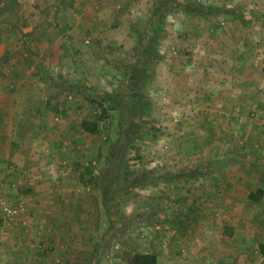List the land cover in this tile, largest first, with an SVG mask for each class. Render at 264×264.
Wrapping results in <instances>:
<instances>
[{
  "label": "crops",
  "instance_id": "crops-1",
  "mask_svg": "<svg viewBox=\"0 0 264 264\" xmlns=\"http://www.w3.org/2000/svg\"><path fill=\"white\" fill-rule=\"evenodd\" d=\"M212 1L223 4L226 0ZM18 3L24 13L19 38L24 36L26 50L30 48L33 52L29 67L18 79L20 82L28 79V83L35 85L26 84L9 93L6 86L11 80L0 83V179L14 170L9 177H15L12 179L20 191L24 190L27 205L21 219L28 226L23 228L18 222L8 235H0V264H124L122 253L117 256L118 244L102 233V221L95 215L82 213L84 203L79 200L78 189L58 171L63 160L66 165L74 160L73 154L61 152L66 140L73 139L72 119L66 118L68 122L64 119L66 122L52 127L50 116L61 106H51L44 100L49 98L56 104L59 101L55 97L66 91L73 96L68 97L73 102L66 103L71 107L68 109L80 112L81 107L72 104L82 106L79 95L83 93V85L91 90L96 86L100 92L101 80L104 82L108 74V71L100 74V68L95 65V49L132 47L130 18L143 15L149 2L18 0ZM215 11L219 12L216 8ZM222 13L228 15L231 10ZM257 15L263 23L257 28L264 32V8ZM244 29H247L245 25H230L225 29L229 34L193 41L188 71L182 66L177 70L174 67L173 73L163 72L165 75L157 79L162 94H169L165 95V102L171 99L170 106H163L160 98V114L163 117L172 112L178 118L174 122L182 130L176 132L177 137L189 132L186 138H175L177 154L188 156L193 163L201 161L186 172L189 177L182 178L187 174L177 171V175H168L164 187H160L164 191H171L166 186L175 189V200L167 205L170 208L181 205V211L187 205V214L177 210L167 221H155L154 226L146 221L142 227H136L137 231L141 228L147 231L151 226L156 230L163 227V232L168 230L163 240L146 238L147 245L140 251L155 254L159 264H162L161 253H169V249L170 255L165 259L168 264H264V62L260 68L255 65V69L248 70L246 65L250 60L242 51L245 43L251 50L250 58L259 47L264 48V43L260 39L245 41L241 34ZM195 31H199L198 26ZM214 45L223 46L231 58L210 57L207 52H212ZM216 65L219 71L213 72ZM106 86L103 83L107 91ZM43 87L47 95L40 91ZM255 108L258 115L261 112L258 122L248 116ZM250 121L254 123L248 126ZM218 127L242 129L238 132L243 140L235 135L247 150L228 144L229 140L235 141L231 130L232 140L225 138L220 143L225 146L223 156H216L219 144L210 135ZM246 127H250L249 131ZM47 148H59L60 152L49 157L44 154ZM202 149L206 152H201ZM218 159H223L220 167L214 165ZM235 162L238 167L229 166ZM187 181L189 187L180 189ZM201 192L205 195L193 196ZM40 218L46 219L43 227ZM149 238L153 241L148 242ZM108 241L110 248L106 245Z\"/></svg>",
  "mask_w": 264,
  "mask_h": 264
},
{
  "label": "rangeland",
  "instance_id": "rangeland-1",
  "mask_svg": "<svg viewBox=\"0 0 264 264\" xmlns=\"http://www.w3.org/2000/svg\"><path fill=\"white\" fill-rule=\"evenodd\" d=\"M147 1L149 5L148 8H144V14L135 16L133 19L130 18L133 24L130 30L131 33H129L133 35L134 39L132 47L120 45L121 47L116 48L95 49L97 62L95 65L100 68V74H104L106 71H108V74L105 75L106 80L104 82L101 80L100 92L96 90V86L93 88L95 90H91L88 86L83 85L85 88L82 90L83 93L79 95L82 106L75 105V103L72 104L73 107H81L80 112L79 109L75 111L68 109L70 106L66 103L71 104L72 102L68 100V97L71 96L73 98V96L68 92L66 93V91L60 92L59 96L55 97L59 101L56 104H53L49 98L44 100L51 106H61L57 107V110L52 112L50 116L49 121L52 127L66 122L64 121L66 118L72 119L71 125L73 128L70 137L73 139H68L66 142L65 140L63 141L67 144L62 146L64 150H61V152L64 151L66 155L73 154L74 160L69 165H66L65 160H63L64 164H60L62 168L58 169V171H61V176L65 181H69L76 190L78 189L79 200L84 203V207L81 208L82 213L84 215H95L96 219L102 221L100 224L101 231L106 236L112 237L113 241H111L114 244H118L120 248L118 254H116L119 257L122 253L120 258H122L124 252L144 251L143 246L147 245L146 238L148 237H152L155 240L167 238L164 233L168 232V230L165 229L163 232L161 230L163 227L156 230L153 225L147 231H145L146 228H144L145 230L141 228L142 230L137 231L136 227L141 226V221L148 220L151 215H155L154 219L157 220L156 222L158 220L167 221L170 217H173V214L180 210L181 207L180 203H178L179 208L176 206L174 208L171 206L170 208L167 205L174 202L175 193L173 191L175 189L171 186H166L171 191H164L160 190V187H164L163 183L168 178V175L172 173L177 175V171L186 173L193 170L197 163L201 162L193 163L188 156L184 157V155L180 156V154H177L179 149L175 150V142H177L175 138H186L189 132L184 131L185 136L177 137L176 132L182 130L179 124L174 122L178 118L172 112H169V117L167 113L164 114V118L160 114V98L163 106H170L171 99L169 97V99L167 98L168 102H165V95L169 96V94H162L163 90L160 89L157 79L167 73H173L174 67L177 70L182 66L188 71L186 66L192 61L193 48L191 44L194 43L193 41L210 40L214 37L217 38L223 33L229 34L225 29L230 25H245L247 29H244L241 33L245 37V41L260 39L264 43V32H262V28H257L263 25L261 17L257 13L264 8V0H235L233 2L226 0L223 1V4L212 0ZM230 1L231 3H229ZM16 3L18 6L13 11L7 10L3 5L0 6V83L8 79L11 80H8V83L9 81L11 83L6 86L9 93H14V91L26 84L31 87L35 85L33 84L32 86L28 83V79L21 82L18 79L19 75H24L26 67H29L33 52L30 48L26 50L27 42L24 36L19 38V35H21L19 25H22L24 13L22 11L23 7L18 3V0H16ZM215 8L219 12H216ZM226 10H231V14L223 15L222 11L225 12ZM159 24L162 27L160 36H163V39L159 43L157 53L161 62L152 61L148 64L145 60L147 59V49L153 36L152 29ZM196 26H198L199 30L197 32L195 31ZM220 45H225V43ZM242 46L243 53L246 52L245 56L247 60H250L246 65L249 68L248 70L255 69V65L256 68H260L264 62V48L259 47L258 51L249 58V54L251 55L249 52L251 51L250 48L248 49L245 43ZM222 47L214 45L212 52L208 51L207 54L210 57H217L218 55L223 57L225 55L223 57L224 60L227 57L231 58V54L226 53L223 50L225 48ZM222 57L216 59H222ZM87 59L90 62L92 61L90 58ZM213 61H215V64L218 63V60L213 59ZM225 63L228 64V62ZM216 67L213 72L219 71V67L217 65ZM144 69L150 70L154 76L143 88L137 86L134 79L136 73ZM227 69L229 71L230 67H227ZM229 73L231 74V72ZM15 78L16 81H14ZM103 83L107 85V91L104 89ZM188 87L190 86L188 85ZM16 88L17 90H15ZM40 91L45 94L47 92L46 87L41 88ZM45 95L43 98L46 97ZM138 95H143L149 104V108L142 113L137 101V98L140 97ZM59 108L62 110L61 112ZM259 115L255 108V111L248 116L258 122L260 120ZM34 118L37 117L35 116ZM97 120L98 128L96 134H88L81 131L80 123L82 121L93 122ZM251 122H247V125L250 126ZM249 128L246 127V130L249 131ZM231 130L234 131L232 134L236 142L231 141L230 143L229 139H231L232 134L229 133ZM7 131L10 132L9 129ZM238 131L243 130L236 127L222 130L221 127H218L214 129V132H211L212 141L214 143L217 141V144H219L216 156H223L222 152L225 146L220 143L225 138L229 140L228 144L236 147L239 145L243 147V150H247L246 146L239 143L238 138L241 135H239ZM222 133L224 137L221 136ZM235 133L239 135L238 138ZM240 139L243 140L244 138ZM203 150L201 152H206ZM44 151V154L49 157L60 152L59 148H55V150L47 148ZM63 158L67 159L65 156ZM222 161L223 159H218L214 165L220 167ZM236 162L232 163L233 165L230 163L229 166L238 167ZM85 170L91 172L90 175H85V180L87 179L88 181V178L91 177L96 185L81 183L79 175L85 174ZM13 171L12 169V172L0 179V197H4L13 206H18V203L22 204V210L18 219L14 222L6 223L0 217L1 237L8 235L12 226L18 222L23 228L28 226L26 221L21 219L26 212L27 204L23 199L25 193L24 190L20 191V188L16 185V181L13 180L15 177H9ZM54 171L57 172L56 169ZM187 177H189L188 174L182 178ZM183 183L180 189L185 190L190 183L188 181ZM196 194L205 195L204 192H201L194 193L193 196ZM151 206L153 208H150ZM181 209H183V211L180 210L181 212L187 214L189 207L186 205ZM136 222L139 223L136 225ZM39 224L40 227H43L42 225L46 224V219L40 218ZM150 241L153 240L149 238L148 242ZM106 245L108 248L111 247L109 241L106 242ZM151 248L154 247L151 246ZM167 252L163 251L161 253L163 255L162 264H168L165 259L170 255V249L169 253ZM181 255H183L182 258L185 257L184 253Z\"/></svg>",
  "mask_w": 264,
  "mask_h": 264
},
{
  "label": "trees",
  "instance_id": "trees-1",
  "mask_svg": "<svg viewBox=\"0 0 264 264\" xmlns=\"http://www.w3.org/2000/svg\"><path fill=\"white\" fill-rule=\"evenodd\" d=\"M3 5L5 8L8 10L13 11L18 5L16 3V0H0V6ZM153 31V36L151 37V41L149 43L148 49H147V59L145 60L146 62L151 63L152 61L160 63L161 59L157 53V48L159 46L160 41L163 39V36H160L162 32V27L159 24L157 27L152 29ZM154 74L150 70L144 69L143 71H138L135 76V83L139 87H145L153 78ZM140 82V83H138ZM137 96V95H136ZM140 96V95H138ZM135 98V96H133ZM137 98V97H136ZM137 101L139 102V107L141 113L144 112L145 109L149 108L148 102H146L145 97L141 95L139 98H137ZM98 120L89 122V121H82L80 123V129L82 132L88 133V134H96L97 133V128H98ZM85 174H80L79 175V180L81 183L85 184H93L96 185L94 182V179L91 177L85 180V175L86 174H91L89 170H85ZM149 176V174H148ZM155 215H151L148 217L149 223L151 225H154V222L157 221L154 219ZM146 221H141L142 224H144ZM139 222H136V225ZM122 261L124 264H159L157 256L153 253H141V252H124L122 255Z\"/></svg>",
  "mask_w": 264,
  "mask_h": 264
},
{
  "label": "built area",
  "instance_id": "built-area-1",
  "mask_svg": "<svg viewBox=\"0 0 264 264\" xmlns=\"http://www.w3.org/2000/svg\"><path fill=\"white\" fill-rule=\"evenodd\" d=\"M21 210L22 204L18 203V206H13L9 204L4 197H0V217L6 221V223L16 221L20 216Z\"/></svg>",
  "mask_w": 264,
  "mask_h": 264
}]
</instances>
